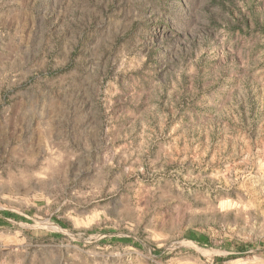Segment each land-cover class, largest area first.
Segmentation results:
<instances>
[{
    "label": "rangeland",
    "instance_id": "rangeland-1",
    "mask_svg": "<svg viewBox=\"0 0 264 264\" xmlns=\"http://www.w3.org/2000/svg\"><path fill=\"white\" fill-rule=\"evenodd\" d=\"M0 220V264H264V0H0Z\"/></svg>",
    "mask_w": 264,
    "mask_h": 264
},
{
    "label": "trees",
    "instance_id": "trees-1",
    "mask_svg": "<svg viewBox=\"0 0 264 264\" xmlns=\"http://www.w3.org/2000/svg\"><path fill=\"white\" fill-rule=\"evenodd\" d=\"M0 226H3V222L1 220H0ZM244 253H245V251L242 248H240V250L238 251V254L241 255ZM261 253L264 255V251H262Z\"/></svg>",
    "mask_w": 264,
    "mask_h": 264
}]
</instances>
